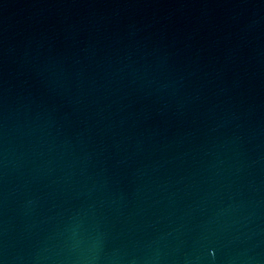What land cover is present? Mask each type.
<instances>
[{
    "label": "water",
    "instance_id": "obj_1",
    "mask_svg": "<svg viewBox=\"0 0 264 264\" xmlns=\"http://www.w3.org/2000/svg\"><path fill=\"white\" fill-rule=\"evenodd\" d=\"M0 264H264V0H0Z\"/></svg>",
    "mask_w": 264,
    "mask_h": 264
}]
</instances>
